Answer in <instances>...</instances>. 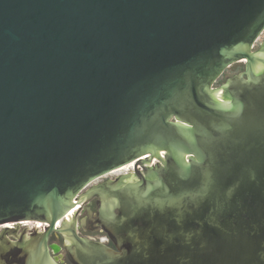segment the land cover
<instances>
[{
	"label": "water",
	"instance_id": "obj_1",
	"mask_svg": "<svg viewBox=\"0 0 264 264\" xmlns=\"http://www.w3.org/2000/svg\"><path fill=\"white\" fill-rule=\"evenodd\" d=\"M263 33L264 0H0V226L46 225L0 261L264 264ZM95 196L117 250L76 233Z\"/></svg>",
	"mask_w": 264,
	"mask_h": 264
},
{
	"label": "flooded vegetation",
	"instance_id": "obj_2",
	"mask_svg": "<svg viewBox=\"0 0 264 264\" xmlns=\"http://www.w3.org/2000/svg\"><path fill=\"white\" fill-rule=\"evenodd\" d=\"M258 47L259 46H257V48ZM218 85H220L219 82ZM154 166H156V164L151 165L150 167L153 168ZM138 172L146 176V172L144 171L143 168L138 167ZM122 176L123 175H118L115 178L102 177L99 180H97L94 184L115 182L117 184H120V187H122L129 182L135 183L136 180L137 181L139 180V177L136 175V170L134 167L132 173H130L128 177H122ZM107 204H109L107 201H104L100 197L95 196L90 201L84 203L82 206L74 209L73 215L76 216V226H75L76 233L80 238L92 239L95 241L103 242L109 247L117 250V246L115 242L111 238L110 234L105 230L102 224L103 218L106 214L105 206H107ZM70 219L66 218L61 222V224H65L66 221L69 222ZM45 227L46 225L43 224L38 229H35L32 235L42 233ZM70 227L71 226L68 225L67 227L64 228L69 229ZM7 229H10L11 231L10 232L11 234H9L8 237L12 241L18 242L20 240V237L19 238L16 237L19 231L18 223H8L0 226V234H2V232H4ZM88 233L95 234L97 235V237L88 236ZM49 245L52 256L56 258L60 264H74L70 260L68 254V248L72 246V242L66 237L65 234L61 232H53L49 238Z\"/></svg>",
	"mask_w": 264,
	"mask_h": 264
},
{
	"label": "rangeland",
	"instance_id": "obj_3",
	"mask_svg": "<svg viewBox=\"0 0 264 264\" xmlns=\"http://www.w3.org/2000/svg\"><path fill=\"white\" fill-rule=\"evenodd\" d=\"M264 40V33L260 36L258 42L260 43L261 41ZM257 48V46H255V49ZM244 71V63H235L233 64L231 67H229L225 73L221 76V78L218 80V82L220 84L224 83L226 79L240 73ZM127 171H113L112 173L108 174L107 176L105 177H109V178H115L117 177L118 175H124L126 174ZM27 223H32L33 225H40L39 227H41L43 225V223H39V222H29V221H26V222H19L18 226H19V231L22 230V227L27 224ZM88 236H95L97 237V235L95 234H92V233H88Z\"/></svg>",
	"mask_w": 264,
	"mask_h": 264
},
{
	"label": "snow or ice",
	"instance_id": "obj_4",
	"mask_svg": "<svg viewBox=\"0 0 264 264\" xmlns=\"http://www.w3.org/2000/svg\"><path fill=\"white\" fill-rule=\"evenodd\" d=\"M0 264H3V262H2V261H0Z\"/></svg>",
	"mask_w": 264,
	"mask_h": 264
},
{
	"label": "bare ground",
	"instance_id": "obj_5",
	"mask_svg": "<svg viewBox=\"0 0 264 264\" xmlns=\"http://www.w3.org/2000/svg\"><path fill=\"white\" fill-rule=\"evenodd\" d=\"M40 223V222H39Z\"/></svg>",
	"mask_w": 264,
	"mask_h": 264
}]
</instances>
